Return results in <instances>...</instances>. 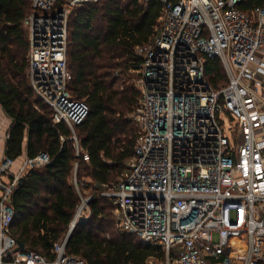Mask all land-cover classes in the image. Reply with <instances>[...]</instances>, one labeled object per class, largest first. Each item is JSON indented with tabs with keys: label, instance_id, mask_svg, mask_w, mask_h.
I'll list each match as a JSON object with an SVG mask.
<instances>
[{
	"label": "built area",
	"instance_id": "obj_1",
	"mask_svg": "<svg viewBox=\"0 0 264 264\" xmlns=\"http://www.w3.org/2000/svg\"><path fill=\"white\" fill-rule=\"evenodd\" d=\"M30 1V86L53 122L70 128L78 153L74 126L88 107L67 89L68 21L72 9L98 0ZM240 1L160 0L152 41L135 48L134 154L100 194L113 202L117 229L161 247L144 264H264V2L243 12ZM207 57L226 74L218 90L205 79ZM49 159L26 157L16 172L13 159L0 161V264H88L66 252L68 233L48 259L20 249L10 231L14 188ZM74 184L80 202L68 232L89 218L93 197Z\"/></svg>",
	"mask_w": 264,
	"mask_h": 264
},
{
	"label": "trees",
	"instance_id": "obj_2",
	"mask_svg": "<svg viewBox=\"0 0 264 264\" xmlns=\"http://www.w3.org/2000/svg\"><path fill=\"white\" fill-rule=\"evenodd\" d=\"M263 2L241 0L237 8L249 12ZM161 9L160 0H98L72 9L67 47L72 79L67 89L88 107L74 126L77 153L70 128L53 122L52 109L29 84L23 19L31 1L0 0V108L11 119L3 159L15 160L24 151L29 158L40 152L50 158L27 169L11 194L10 231L25 250L53 257V244L68 233L80 202L76 178L81 193L93 197L89 218L78 222L67 238V253L88 264H144L149 257L162 256L160 246L117 229L113 202L100 194L118 180L134 154L137 130L131 114L139 91L127 80L140 61L135 48L152 41ZM204 76L215 90L227 83L217 57L206 58Z\"/></svg>",
	"mask_w": 264,
	"mask_h": 264
},
{
	"label": "crops",
	"instance_id": "obj_3",
	"mask_svg": "<svg viewBox=\"0 0 264 264\" xmlns=\"http://www.w3.org/2000/svg\"><path fill=\"white\" fill-rule=\"evenodd\" d=\"M11 123V119L5 114L2 108H0V161L3 160L4 157V145H5V139L7 137V130ZM25 147V143H24ZM25 151L22 155H20L18 158H16L11 166V170L16 172L23 160L26 158Z\"/></svg>",
	"mask_w": 264,
	"mask_h": 264
},
{
	"label": "rangeland",
	"instance_id": "obj_4",
	"mask_svg": "<svg viewBox=\"0 0 264 264\" xmlns=\"http://www.w3.org/2000/svg\"><path fill=\"white\" fill-rule=\"evenodd\" d=\"M132 75H131V77L127 80V82L129 83V84H132V83H134L135 82V79H136V76L134 75V72H132L131 73ZM27 76H28V80H29V75H28V67H27ZM29 84H30V82H29ZM37 97V96H36ZM47 104V103H46ZM48 105V104H47ZM49 106V105H48ZM50 107V106H49ZM225 120H226V124H228L229 123V121H228V118L226 117L225 118ZM225 131H227V128H225ZM214 239L216 240L217 239V234H214Z\"/></svg>",
	"mask_w": 264,
	"mask_h": 264
},
{
	"label": "water",
	"instance_id": "obj_5",
	"mask_svg": "<svg viewBox=\"0 0 264 264\" xmlns=\"http://www.w3.org/2000/svg\"><path fill=\"white\" fill-rule=\"evenodd\" d=\"M71 231H72V229L68 232V236H69V234L71 233ZM18 247H19L20 249H24L23 245H22L21 243H19V242H18Z\"/></svg>",
	"mask_w": 264,
	"mask_h": 264
}]
</instances>
